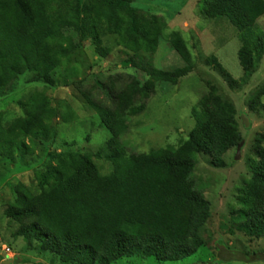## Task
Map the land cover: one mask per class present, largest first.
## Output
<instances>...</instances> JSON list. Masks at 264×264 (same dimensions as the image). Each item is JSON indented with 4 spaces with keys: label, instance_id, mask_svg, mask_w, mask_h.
<instances>
[{
    "label": "trees",
    "instance_id": "trees-1",
    "mask_svg": "<svg viewBox=\"0 0 264 264\" xmlns=\"http://www.w3.org/2000/svg\"><path fill=\"white\" fill-rule=\"evenodd\" d=\"M134 0H0V96L16 81L54 87V70L85 40L99 57L109 53L102 38L113 36L130 53L143 82L131 79L122 89H104L106 102L83 94L86 106L98 117L109 139L97 157L111 165L101 175L88 155L49 154L33 187L11 186L12 201L3 216L16 224L13 238L29 249L49 253L63 264H113L123 259L179 262L204 245L200 231L209 218V204L193 178L196 157L210 159L216 168L222 157L241 144L235 109L215 89L192 109L194 126L177 147L126 156L120 139L129 118L139 115L156 83L174 86L193 68L179 34L164 35L158 16L131 7ZM204 17L224 18L237 31L240 84H247L264 56V32L256 22L264 15V0H203ZM165 39L183 62L172 71L154 68L150 57ZM226 82L233 80L214 56L205 60ZM264 84L249 98L250 109L263 107ZM24 112L7 127L0 123V157L23 159L38 144L55 141L57 109L42 92L19 104ZM259 137L248 183L237 197L232 220L250 238L264 237V148ZM232 251L231 255H233ZM238 254H234V256ZM227 261L264 263V252L241 254ZM214 262V261H213ZM216 262V261H215ZM218 262V261H217Z\"/></svg>",
    "mask_w": 264,
    "mask_h": 264
},
{
    "label": "rangeland",
    "instance_id": "rangeland-1",
    "mask_svg": "<svg viewBox=\"0 0 264 264\" xmlns=\"http://www.w3.org/2000/svg\"><path fill=\"white\" fill-rule=\"evenodd\" d=\"M131 7L162 18L166 24L165 36L179 34L190 53L193 68L174 86L167 83L154 85L143 111L129 118L127 132L120 139L125 155L179 146L194 126L192 109L211 88L221 100L233 105L242 142L238 155L237 149L233 148L222 157V168L211 165L206 155L196 157L193 178L209 204V218L200 231L204 245L195 255L179 262L130 258L113 264H264L227 261L231 258L243 260L242 253L264 252V237H247L236 229L232 220L233 211L238 208L237 197L251 176L254 147L259 137L263 139L261 146L264 148V98L261 99L262 108L250 109L248 106L251 94L264 84V56L247 84H240L242 71L237 60V31L224 18L204 17L203 0H134ZM256 32H264V15L256 22ZM101 42L109 51L106 57H99L89 40L81 42L54 70V87L27 83L29 77L24 75L16 81L11 92L0 96L3 127L23 116L19 104L33 92L44 93L57 109V118L53 122L56 129L54 142L38 144L34 154L23 159L0 157V264L9 260H12L11 264H63L58 257L29 249L21 238H13L17 226L3 216L6 205L13 199L11 186L33 187L35 174L43 170L49 154L88 155L101 175H108L112 170L102 155L96 156L108 141L109 134L100 125L97 115L86 106L83 94H91L105 103L104 89H122L131 79L143 82L145 75L133 68L129 61L132 55L117 45L115 37H104ZM211 56L237 81L235 85L230 86L222 75L205 63ZM149 60L154 68L162 71L184 65L165 39L160 41ZM4 248L11 250L12 257H5ZM232 251L238 256L231 255Z\"/></svg>",
    "mask_w": 264,
    "mask_h": 264
},
{
    "label": "built area",
    "instance_id": "built-area-1",
    "mask_svg": "<svg viewBox=\"0 0 264 264\" xmlns=\"http://www.w3.org/2000/svg\"><path fill=\"white\" fill-rule=\"evenodd\" d=\"M3 253H4L6 258L12 257V253H11V250L9 248H4Z\"/></svg>",
    "mask_w": 264,
    "mask_h": 264
},
{
    "label": "water",
    "instance_id": "water-1",
    "mask_svg": "<svg viewBox=\"0 0 264 264\" xmlns=\"http://www.w3.org/2000/svg\"><path fill=\"white\" fill-rule=\"evenodd\" d=\"M241 145V144H240ZM240 145L237 146V150H236V155H238L239 153V148H240ZM12 263V260H9V261H5V262H2L1 264H11Z\"/></svg>",
    "mask_w": 264,
    "mask_h": 264
}]
</instances>
